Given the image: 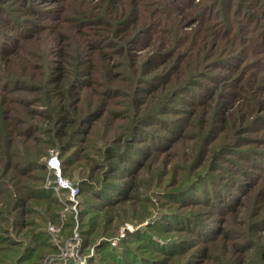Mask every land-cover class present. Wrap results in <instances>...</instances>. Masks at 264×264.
<instances>
[{"label":"trees","instance_id":"trees-1","mask_svg":"<svg viewBox=\"0 0 264 264\" xmlns=\"http://www.w3.org/2000/svg\"><path fill=\"white\" fill-rule=\"evenodd\" d=\"M0 1V15H3L0 20V60L15 54L21 43L47 27L56 39L54 51L58 47L64 49L60 53L55 51L62 57L61 61H64L63 55L74 51L72 58L75 65L71 78L80 82L73 84L70 89L69 84L65 94H60L59 88L54 89L53 85H49L55 98L51 96L46 104L52 109L54 116L47 117L50 126L42 127L37 124L36 130L41 129V134H36L34 130L25 134L22 131H26L29 125L25 119L21 120L20 112L10 108L11 106L0 108V164L3 165L0 168V184L7 186V191L10 192L8 194L0 189V230L6 234L9 232V227H1L2 223L10 221L5 215L9 219H19V223L11 224V229L17 233L25 231L26 238L32 240L35 235L29 232L28 227L40 219L34 218V215L40 214L34 210L35 205H41V208L43 205L39 202L32 203V198L47 199L46 202L54 203L57 209L60 207L61 203L53 190H48L49 194L43 193L42 187L29 182L33 175L31 168H27L37 163L34 161L47 156L48 148L58 145L64 158L63 175L68 176L67 173H71L77 163L80 173H84V181L91 183L96 180L101 189L109 192L96 194L97 200L101 201V213L85 210V217L81 214L79 232L84 241L81 251L88 253L87 247L93 242L96 254L99 255L98 258H90L87 264L141 263L140 260L145 258L138 254L137 245L131 243L146 239L152 245L155 243L151 239L152 234L148 233L150 237H145L127 231L116 245L108 238L117 237L121 226L127 221L139 225L150 217L145 227L152 228V215L156 208L150 205L170 203V217L179 216L171 205L179 207L181 204L183 208L198 205L211 207V216L215 217L200 220L197 213L185 215L183 217L189 222L180 230L197 233L200 235L199 239L204 241H213V237L219 240L221 234L227 236L232 232V229L227 231L228 228H225L229 223L227 218L230 213L236 212L241 223H245L239 210L244 198L249 196L252 203L247 205L251 208L250 215H254L255 223L251 220L246 229L236 228L233 231L241 240L240 244L234 246L245 249L247 255L254 243L247 242L243 236L252 234L251 227L264 231V149L239 150L238 147L240 144L256 143L257 140L264 142V134L252 138L235 137L231 148L220 151L215 147L221 144V137L211 140L209 147L203 144L211 137L210 131L214 125L210 126L205 137L200 136L201 129H198L199 139L202 141L192 152L185 150L190 159L188 164L186 161L182 164L184 167L197 169L207 163L204 167L207 172H199L195 177H187L183 181L175 166L171 165L174 167L171 170L168 168L170 163L164 167L162 155L171 158L178 152L176 145L188 126L186 117L196 107L217 105L214 124L219 119L218 116L225 113L224 120L230 119L234 126L247 125L241 132L254 133L264 128V114L260 112L264 108V76L259 75L264 71V0H147L145 5V0H129L131 6L123 9L119 6L124 0H100L105 6L94 3L88 10L75 8L72 12L66 7L69 0H36L37 5L32 3L35 0L26 1V13L32 11L31 13L38 15L37 7L41 3H48L54 5L50 20H69L71 25L37 24L35 18L29 24L20 25L16 16L3 7V2ZM98 6L100 9H97ZM66 10L70 15L67 18ZM187 24H194L190 31L185 30ZM66 27H73L80 32L85 37L84 42L74 44V36ZM147 49L151 52L141 58V53ZM95 55L107 61L102 63L99 75L96 71L100 70V64ZM110 59L114 62L116 60L115 63L112 62L113 66L108 62ZM49 60L47 57L44 62L36 64L38 68L44 67L41 75L45 92L48 89L47 82L53 84L60 77L59 74L54 76L45 73ZM65 68L60 63L61 72H65ZM5 74L7 75V71H0V76ZM29 77L35 78L31 74ZM112 77L127 83L130 89L121 90L112 85ZM12 80L13 86L2 83L1 87L10 93L22 90L35 92L31 90V84L23 85L22 88H18L21 87L20 84L17 88L14 87L16 80ZM76 86L92 90V99L85 102L83 107L79 106V98L73 95L76 93ZM12 97L25 105L36 100L35 96L29 98L25 94ZM117 97H124V100L116 102ZM212 100L215 102H211ZM237 101L236 106H232ZM178 103L186 106H179ZM224 104V108L220 109ZM170 113L173 116L168 117ZM210 117L208 116L209 119ZM23 123H26L25 128L18 131L17 127ZM42 134L47 136L48 141L45 143ZM18 137H25L30 144L25 145L24 140ZM32 140L37 142H31ZM77 140L84 141L85 145L78 149ZM225 141L231 140L223 142ZM22 144L27 149L20 154L18 149ZM42 144L46 146L42 147ZM4 147L9 148L4 150ZM214 151L215 159L211 158ZM224 152L235 154V160H230L228 167L221 168L218 176L221 180L214 182L216 177L211 170L216 168L218 160H223ZM201 153H204L202 158ZM16 156L19 162L15 160ZM159 158L165 174L161 171L162 166L157 165ZM16 162L18 166H15ZM22 164L26 168H21ZM37 166L46 169V164ZM11 170L17 171L20 176L9 179L7 175ZM145 172L146 175L143 176ZM147 175L152 177V181H149ZM169 175L172 179L169 190H161L162 185L167 183L165 177ZM113 177L117 179L116 182H110ZM37 179L39 178L34 176V181ZM152 186L157 190L149 194L150 190L147 188ZM259 186L263 191L251 194ZM79 189L83 193L80 185ZM193 191L195 193L190 195ZM51 212L52 210L46 212L45 220ZM162 214L165 212L159 211L158 217ZM58 218L59 214L55 216L53 213L46 223H58ZM44 219L42 218V222ZM111 221L119 222L115 226V234L105 232L111 227L106 223ZM98 229L102 233H96ZM40 231L44 237H49L46 231ZM263 243L260 247L264 251ZM24 244L25 242H16L12 246L0 247V251L5 250L8 255L0 260V264H42L38 249V256L35 253L33 260L23 254ZM187 245L170 248L167 255L174 257L172 254L180 253L181 247L185 248ZM197 245L192 243L190 248H197ZM206 249L202 252L204 257L201 263L204 264L212 257L207 254ZM245 258L247 257L244 256L243 259ZM147 261L149 262V258ZM150 263L156 264L155 261Z\"/></svg>","mask_w":264,"mask_h":264},{"label":"rangeland","instance_id":"rangeland-1","mask_svg":"<svg viewBox=\"0 0 264 264\" xmlns=\"http://www.w3.org/2000/svg\"><path fill=\"white\" fill-rule=\"evenodd\" d=\"M26 1L27 0H2L3 7L9 9L10 13L16 16V20L19 21L18 24L20 25L29 24L30 20L34 18L37 21V24H67V25L72 24L71 21L69 20L64 21L62 19L63 20L62 22L53 21L54 19L50 20L49 19L50 14L53 13V11L51 10H53L52 8H54V5H50L48 3H41L37 7L38 15L31 13L32 11H29L30 13H26V10H25ZM36 2L37 1L35 0L32 3H35L37 5L38 3ZM147 2H148L147 0L143 1L144 5L147 4ZM94 3L105 6V3L101 2L100 0H69L66 7H67V10L71 12L75 8H79L82 10L84 9L88 10L90 5H93ZM126 6L127 7L131 6L129 5V0H124V2L121 3L119 7L123 9ZM97 9H100V7L98 6ZM67 10L65 11V14H66L65 18L70 16ZM2 16L3 15H0V20L2 19ZM193 26L194 24H187V26L185 27V30L190 31ZM66 28L74 36V39H73L74 44H82L84 42L85 37L80 32L75 31L73 27H66ZM55 44H56V39L53 33L51 32V29H48L46 27L41 32L39 31L36 35L34 34V36L28 39L25 43L23 44L21 43L20 47L16 49L15 54L9 55V57L5 60H0V71L2 72L7 71V75L5 74V75L0 76V108L11 106L10 108H13L15 111L20 112L19 117L21 118V120L25 119L26 123H28L29 125V127H26V131L25 130L22 131L27 135L30 134L33 130L35 131L36 134H41V129L36 130L37 124L42 125V127L50 126V123L47 117L51 115L54 116V114L52 113V109L49 108V106L46 104V101H50L51 96H54L55 98V95L53 92L50 91L49 85H53L54 89L59 88L60 94H62V92L65 94V91L68 90L67 88L69 87L68 86L69 84H71L69 89L73 87V84H80V82H76L74 79L72 80L71 78L72 68L75 65L74 59L72 58V56L74 55V51L73 50L71 52L69 51L70 52L69 55L68 54L63 55L64 61H61L60 58L62 57L58 55L57 53H60V50L62 51L64 49H61L58 47L55 49V51L57 52L56 53L54 51ZM148 49L144 50L141 53V58H145L148 55V53L151 52V50H148ZM94 54H97V52ZM47 57H49L50 60L48 62L49 65H47L46 67L45 73H47V75L48 73H50L49 75L53 74L54 76L60 75V77L56 78L55 83L53 84H50L49 82H47L48 89H47V92H45L44 82L42 80V75H41L42 73H44V67L38 68L36 67L37 66L36 64L40 62H44L43 61L44 58H47ZM113 58L116 59L118 57H113ZM119 58L122 59V57H119ZM251 59L252 58H250V60ZM97 60L100 64V70L97 69L96 72L99 75L102 72V68H101L102 63L107 62V61L99 57H97ZM108 62L111 64V66H113L112 64V62H114L113 59H110ZM60 63L62 66L66 67L65 72H61V69H59ZM121 67H119V69H121ZM119 69L117 71H119ZM30 74L33 75L35 78H31L32 76L29 77ZM259 75L264 76V71L263 73L260 72ZM62 76H65V77L64 79L60 80ZM12 78L16 80L14 87L20 84L21 87H18V88H22L23 85L27 86L31 84L32 86L31 90L33 91L35 90V92L28 93L22 90V91H18V93H10L6 91L5 88L1 87L3 85L2 83H6L8 85L13 86ZM112 78H113L112 85L116 86L117 88L121 90L130 89L127 83H122L120 79H117L114 77ZM32 80H34L35 83H32L33 82ZM39 85H41V87ZM75 90H76V93H74L73 95L79 98L78 100H79L80 107H83L85 102L88 103L89 100L92 99L91 98L92 90L90 88L83 87L82 89V86H76ZM19 94H25L29 98L35 96L34 99L36 100L34 101V103L28 104V105L19 103V101H16L12 97V96H17ZM219 95H222V94H219ZM263 96H258V98H262ZM219 98L220 96L217 99L219 100ZM115 100L116 102L118 100H119L118 102H122L121 100H124V97H117ZM211 102L214 103L215 100H212ZM237 103L238 101L234 103L232 106H236ZM176 106H177V103H175L174 108H176ZM179 106H186V105L179 104ZM223 106H225V104L222 105L220 109H223L224 108ZM232 106L230 110L232 109ZM197 108L198 107L194 108L193 109L194 111L191 114L188 113V116L186 117V122L188 126L184 132V136L176 145L178 152L175 155H173L171 158L165 154L162 155L164 158L163 160L164 167L166 168L168 164L170 163V166L168 168L171 170L172 168H174V167H171V165L175 166L178 169L177 170L178 174H180L183 178L181 181L186 180L187 177L193 178L195 177L197 173L206 171L204 167L207 166V163L204 164L205 166L203 165L204 167H200L197 169L190 168L189 166L184 167L182 164L183 161H186V163L188 164L189 159H190L189 157L190 155H188V153L185 150H187L189 153L192 152L199 146V142L202 141L201 139H199L198 129H201L200 136L205 137V135H207L206 132L209 130L210 126L214 125L212 130L210 131L211 137H209L207 141H204L203 143L207 145L208 147L211 146L210 145L211 140L217 137L223 138L222 142L224 140H231L227 142L225 141L223 143L221 142L220 144L221 146L218 145L215 147V148H218L220 151L224 150L225 148H231V144L232 142H234L233 140L235 139V137L252 138V136H261L262 134H264V128H262V131H257L254 133H248L247 131L241 132V130L247 125L234 126V123L230 119H228L227 121L224 120L223 116L225 115V113H221L220 116H218L219 119L218 120L216 119L215 124H214L213 121L217 117V114L215 112L217 105L209 104L207 106L199 107L198 109ZM174 111L176 112L177 110L174 109ZM260 112L264 114V108L261 109ZM206 114L208 116H211L212 118L210 117L209 119L208 116H206ZM167 116L170 117L173 115L170 113ZM26 123H23L20 126H18L17 127L18 131L21 130V128L24 129L25 128L24 124ZM41 136L44 138L43 139L44 143L48 141L46 135L42 134ZM79 137H81V135ZM18 138L20 140H24V144L29 141L28 139H25V137L24 138L18 137ZM31 142H37V141L32 140ZM24 144L20 145L18 149L20 154H23L24 150L27 149V146L24 148ZM27 144H30V143H27ZM76 144L78 146V149L81 146L85 145L84 141H80V140H77ZM41 146L45 147L46 144H42ZM8 148L9 147H4L3 149L7 150ZM238 148L239 150H248L249 148H252L254 150H260V149H264V142H260L259 140H257L256 143H253L250 145L240 144ZM47 150H48L47 156L41 158L40 161H34L37 163H34L33 165L27 167V168H31L30 172L33 175V176L31 175L32 177L29 182L35 186H38L39 188L42 187V189H44L43 193L47 192L49 194L48 190H51V191L53 190L58 199V202L61 203V205L57 209L54 203L46 202L47 199L37 200L35 198H32V203L39 202V204H43L42 208L40 207L41 205L39 206L35 205V208H34V210H37L40 214H42V217H40V214L34 215V218H40L39 220L36 221L37 225L36 223H33L30 225V227H28L29 232L35 235L34 239L32 240L26 238L25 231L23 233H17L16 231H13L11 229L12 227L11 224L19 223V219H14V218L9 219L8 216L5 215L7 220H10V221L8 223H2L1 227H9V232L6 234L0 230V241H3L0 243V247L2 246L5 247L6 245L12 246V244H15L16 242H19L20 244L22 242H25L23 247L22 245L21 247L24 250L23 254H25V256L29 258V260L31 259L33 260L32 257L34 256L35 253H36L35 256H38L37 254L38 252L41 255L40 261L42 260V264H87L90 258H93L94 256H96L95 258H98L99 255L96 254L95 246H93L92 244L93 242L89 245V247H87L86 252L88 251V253L86 254L82 253L81 250L84 247V241L79 232V227H80L79 224L81 223L80 218H82V215L83 217H85L84 213L92 211V210L96 213L97 212L101 213L102 212L101 210L102 206H100L101 201L97 200L96 194L98 192H103V193L105 192L109 193V192L106 189H101L100 185L96 183V180L91 181V183L90 181L89 182L84 181V178H83L84 173H80L81 170L78 167L77 163L75 164L73 169H71L73 171L71 173L69 172L67 173L68 176L63 175L62 164H63L64 158L61 156L60 147L58 145H55L53 147L48 148ZM215 151L212 152L211 158L215 159V156L213 157ZM53 155H55V157H58L57 159H59L61 162L62 176L64 178H68L74 185L78 186V188L80 185L82 187L83 193H80V189H79V194L75 196L74 198H72L70 197L67 191L65 190L56 191V189H54L53 181L55 180V176L57 175H56V171L53 170L49 164V160ZM202 156H204V153L200 154L201 158ZM222 158L223 160L217 161L216 168H212L211 166L212 168L211 172L216 177L214 182H216V180L220 182L221 177L219 178L218 176L221 174V171H222L221 168H223V166L228 167L230 165V160H235V154L224 152V156ZM15 160L19 162L18 161L19 159L17 158V156L15 157ZM158 160L159 161H157V165L162 166L161 171L163 174H165V170L163 171V165L160 164L162 160L160 158ZM17 162L15 166H18ZM37 164L38 165L44 164V166L46 164V169H40L41 166H37ZM150 165L152 166V164ZM2 166L3 165L0 164V168ZM21 168H26V165L22 164ZM207 168H209V166ZM0 174H2L1 169H0ZM145 175H146V172L144 173L143 176ZM19 176L20 174L14 170H11L9 174L7 175L9 179L18 178ZM34 176L39 179L34 181ZM43 176L44 177L46 176V178L43 179ZM147 176H148L149 181H152V177H150V175H147ZM170 177L171 175L165 177V180L167 183L162 185L161 190H169L168 188H170V182L172 181ZM1 178L2 177L0 175V179ZM116 181L117 179L115 177L110 179V182H116ZM260 188L261 186L255 188L254 191L251 192V194L262 192L263 189H260ZM0 189H2L3 191H7V186H3L0 184ZM147 189L150 190L149 194H151L153 190H157L155 186L149 187ZM7 193L9 194L10 192L7 191ZM194 193L195 191L191 192L190 195ZM187 195L189 196V194ZM153 198H154V201H157L156 197H153ZM97 202H99V205L97 204ZM250 202L252 203L249 196L245 197L244 201L242 202L243 206H241V209L239 210V212H241V215L245 219L244 221L245 223L243 224L241 223L242 221L239 217L237 218L238 215L236 212L230 213L227 218L229 223L226 225L225 228H228L227 231L232 229L231 230L232 232L231 233L229 232L227 236H224L221 234L219 237V240H217L216 237L215 238L213 237L214 239L213 241L212 240L204 241L203 239H199L200 235H198L197 233L184 232L180 230V228H184L189 222L187 219H185V217H183L185 215L197 213L196 216L197 215L200 216L201 218L200 220H208L211 217H215V215L211 216L213 214V209L211 207L198 205V206H193L191 208H188V207L183 208L182 207L183 205L181 204L179 205V207L177 205L175 207L171 205V208H175L174 211H178L177 214H179V216L170 217V203H166V204L163 203L162 206H160V204L150 205L156 208L154 209L153 215H152V220H153L152 228L147 229V227H145L146 224L149 222V219H151L150 217H148V219L145 222L139 225H135L131 223L130 221H127V223L133 225L130 232L135 233V235H140V236L142 235L145 237L146 236L150 237L148 234L150 233L153 236L151 237V239L154 240L155 242L151 245L150 242L145 239L137 243H131V244H134L135 246L137 245L136 248L139 249L138 254L145 258V259H141L140 260L141 263H138V264H152L150 263L151 261H155L156 264H172L173 262L175 264H204V263H201V260L204 257V253L202 252L205 250V248H207L206 249L207 254L212 256L211 258H209L206 264H229V263L230 264H256V262H259V264H262V260L264 261V253H263L264 251L260 247L262 243L264 242V231L262 229H256L254 227H251L250 230L252 234L243 236L245 237L244 240H246L247 242L254 243L253 246L250 248L249 252L247 253V255H246L245 249L243 250L239 247L234 246L235 244H240L241 240L238 238L239 236L238 234L234 235L233 231H236L237 230L236 228L246 229L248 222H251V220L253 224L255 223L253 221L254 215L253 214L250 215L251 208L247 205ZM0 206H2V204H0ZM51 210L52 212L49 214L48 218L53 213L55 216L59 214L58 223H52V222L46 223L48 218L45 220L44 216L46 212H49ZM85 210L87 211L84 212ZM159 211H164L165 214H162L161 216L158 217ZM42 218L44 219L43 222H42ZM69 218L70 219L73 218V220H70ZM45 223H46V226H45ZM106 224L111 227H108V230L105 232L113 233L115 232V226L119 224V222L116 223V221H111V222H107ZM123 225H125V223ZM104 228L106 230V227ZM40 230L46 231L49 237L47 236L44 237L41 234ZM206 232H209V231H206ZM96 233H102V231L98 229ZM209 238H211V235L209 236ZM44 240L46 242H44ZM108 240L111 241L112 243L114 238L113 239L108 238ZM192 243H197L198 247L191 249L190 245ZM182 244L187 245V246L185 248L181 247L182 251L180 253L172 254L174 257L167 255V253H169L170 251V248H179ZM25 245H27L26 249L24 248ZM153 246H155V249L153 248ZM37 249L38 251L36 252ZM244 256H246L247 258L243 259ZM7 257L8 255L5 253V250H1L0 260H2L3 258H7ZM138 257L140 258V256ZM148 258H149V262L147 261ZM105 259H108V257H106ZM5 260H8V259H5ZM101 264H103V262H101Z\"/></svg>","mask_w":264,"mask_h":264},{"label":"built area","instance_id":"built-area-1","mask_svg":"<svg viewBox=\"0 0 264 264\" xmlns=\"http://www.w3.org/2000/svg\"><path fill=\"white\" fill-rule=\"evenodd\" d=\"M57 158L58 157H55V155H53L49 160L50 167L56 171V175H57L55 176V180L53 181V187L54 189H56V191L59 190L67 191L70 197L74 198L79 194V188L78 186L74 185L68 178H64L62 176L61 162ZM132 227H133L132 224L126 222L125 225L121 227L118 236L114 238L112 244L116 245L119 239L123 238L126 235L127 231H130Z\"/></svg>","mask_w":264,"mask_h":264}]
</instances>
